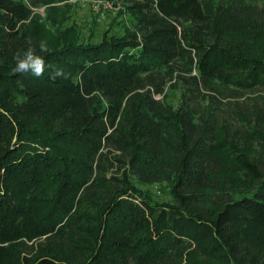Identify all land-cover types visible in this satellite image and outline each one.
Listing matches in <instances>:
<instances>
[{"label": "trees", "instance_id": "obj_1", "mask_svg": "<svg viewBox=\"0 0 264 264\" xmlns=\"http://www.w3.org/2000/svg\"><path fill=\"white\" fill-rule=\"evenodd\" d=\"M71 1L0 0V264H264V0Z\"/></svg>", "mask_w": 264, "mask_h": 264}, {"label": "rangeland", "instance_id": "obj_2", "mask_svg": "<svg viewBox=\"0 0 264 264\" xmlns=\"http://www.w3.org/2000/svg\"><path fill=\"white\" fill-rule=\"evenodd\" d=\"M97 0H72L69 3V21L66 27H75L84 42L92 40L94 43H99L106 33L111 36L123 35L125 28L131 26L129 16L123 13L122 4L112 5L109 9L97 8ZM39 13L45 16L44 10ZM48 29L53 33L55 30L48 24ZM180 93H170L169 102L174 106L180 103ZM149 191L155 201L169 202L171 200L166 189L160 185H153L144 188Z\"/></svg>", "mask_w": 264, "mask_h": 264}, {"label": "clouds", "instance_id": "obj_3", "mask_svg": "<svg viewBox=\"0 0 264 264\" xmlns=\"http://www.w3.org/2000/svg\"><path fill=\"white\" fill-rule=\"evenodd\" d=\"M40 48L42 51H46V45L41 42ZM16 67L13 69L16 73H27L31 71L33 75L39 77L42 75L44 68V61L41 57L34 54L33 49L30 47L25 53L24 58L21 59V55L18 52L15 56ZM59 73H57L58 75Z\"/></svg>", "mask_w": 264, "mask_h": 264}, {"label": "built area", "instance_id": "obj_4", "mask_svg": "<svg viewBox=\"0 0 264 264\" xmlns=\"http://www.w3.org/2000/svg\"><path fill=\"white\" fill-rule=\"evenodd\" d=\"M96 3H97V6H96L97 8H104V9H109L113 5L106 0H97Z\"/></svg>", "mask_w": 264, "mask_h": 264}]
</instances>
